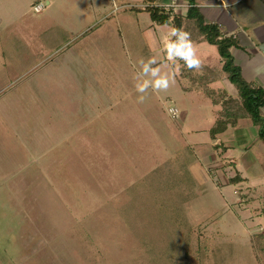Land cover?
Instances as JSON below:
<instances>
[{"label": "rangeland", "instance_id": "rangeland-1", "mask_svg": "<svg viewBox=\"0 0 264 264\" xmlns=\"http://www.w3.org/2000/svg\"><path fill=\"white\" fill-rule=\"evenodd\" d=\"M48 1L0 0V264H264V198L233 206L136 98L143 0Z\"/></svg>", "mask_w": 264, "mask_h": 264}, {"label": "crops", "instance_id": "crops-1", "mask_svg": "<svg viewBox=\"0 0 264 264\" xmlns=\"http://www.w3.org/2000/svg\"><path fill=\"white\" fill-rule=\"evenodd\" d=\"M97 1L99 6L105 2ZM170 2L143 0L137 6H131L141 9L134 10L136 16L133 19L136 34L148 50V58L138 54L137 66L132 68L138 72L140 83L135 87L136 98L145 108L144 113L148 112L147 101L153 100L158 105V119L164 115L160 110L163 103L179 109L178 120L163 121L160 136L167 131L173 142L177 139L205 170L203 179L207 173L214 188L223 196L232 185L236 195L233 206L247 204L258 193L264 198V140L259 137V126L250 117L242 115L234 123H228L224 130L210 134L211 127L220 117L218 113L223 108V101L228 98L240 100L238 91L222 70L217 46L198 37L190 22L185 23L176 36L172 18L160 24L144 10L147 5H155L169 11L171 16L186 15V0H175L176 5L168 7ZM194 3L205 23L217 24L222 36H232L236 40L230 52L242 77L264 88V0H194ZM90 4H93L92 0L88 7ZM113 10L109 9L95 21L107 18ZM189 46L191 56H182L180 53L187 54ZM189 59L193 61L192 66H189ZM157 80H165L167 86L156 87ZM140 85H146L143 91H140ZM260 114L264 118V105L260 107ZM252 211L259 215L258 221L264 219V205L261 211L258 208ZM252 214L246 216L250 222L246 227L250 237L254 233H264V224H256L253 229L256 222Z\"/></svg>", "mask_w": 264, "mask_h": 264}, {"label": "trees", "instance_id": "trees-1", "mask_svg": "<svg viewBox=\"0 0 264 264\" xmlns=\"http://www.w3.org/2000/svg\"><path fill=\"white\" fill-rule=\"evenodd\" d=\"M188 8L185 16H171L169 11L163 7L147 5L144 10L157 23L164 24L170 21L174 24L176 36H179L181 27L190 22L194 26V32L198 37H202L210 44L217 46L218 54L222 61V70L227 79L238 91L239 101L228 98L223 101V108L219 111V116L210 129V134L214 135L226 128L228 123H234L239 116H248L259 126V137L264 140V118L260 114V107L264 105V88L247 82L241 74L240 67L236 64L230 48L236 45V40L232 36H222L217 24L205 23L203 15L195 5L194 0H186ZM134 10H141L133 8ZM210 95V94H209ZM215 101V98H214ZM193 228H187L189 234H185L187 242H191L193 235L190 233ZM187 235V236H186ZM253 251L259 258L258 252H264V233H254L250 239Z\"/></svg>", "mask_w": 264, "mask_h": 264}, {"label": "built area", "instance_id": "built-area-1", "mask_svg": "<svg viewBox=\"0 0 264 264\" xmlns=\"http://www.w3.org/2000/svg\"><path fill=\"white\" fill-rule=\"evenodd\" d=\"M176 5L175 0H171V2L168 4V7ZM45 6L43 3L38 2L33 6L34 11L38 12L41 9H43ZM167 112L172 118H178L179 116V109L175 106H168Z\"/></svg>", "mask_w": 264, "mask_h": 264}, {"label": "clouds", "instance_id": "clouds-1", "mask_svg": "<svg viewBox=\"0 0 264 264\" xmlns=\"http://www.w3.org/2000/svg\"><path fill=\"white\" fill-rule=\"evenodd\" d=\"M180 54H181L182 56L187 55V57H190V56H191V48H190V46H189V48H188V52H187V54H185V53H183V52H181ZM188 63H189V66H192L193 61H192L191 59H189V60H188ZM155 86L158 87V88H159V87H166V86H167V82H166L165 80H157V81L155 82ZM145 87H146V85L140 86V91H143Z\"/></svg>", "mask_w": 264, "mask_h": 264}]
</instances>
